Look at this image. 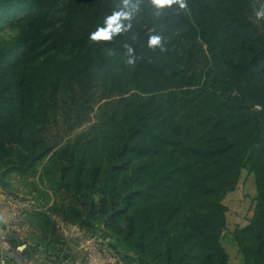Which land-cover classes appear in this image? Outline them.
Returning a JSON list of instances; mask_svg holds the SVG:
<instances>
[{
    "label": "trees",
    "instance_id": "16d2710c",
    "mask_svg": "<svg viewBox=\"0 0 264 264\" xmlns=\"http://www.w3.org/2000/svg\"><path fill=\"white\" fill-rule=\"evenodd\" d=\"M25 9L0 64L43 61L0 85V159H46L52 214L103 223L147 264H229L222 202L246 169L233 239L264 264V0H0V20ZM58 117L81 130L61 138Z\"/></svg>",
    "mask_w": 264,
    "mask_h": 264
},
{
    "label": "rangeland",
    "instance_id": "374dc122",
    "mask_svg": "<svg viewBox=\"0 0 264 264\" xmlns=\"http://www.w3.org/2000/svg\"><path fill=\"white\" fill-rule=\"evenodd\" d=\"M27 12V9L18 11L19 20H0V42H13L26 30ZM59 15V12L55 13L49 26L58 25ZM40 50L41 47L33 50L29 59L23 58L14 68L7 63L0 64V85L16 86L23 70L32 71L43 61ZM55 123L51 128L53 133L59 132L65 140L81 130L78 128L66 134L63 119L58 117ZM46 164V159L37 160L19 171L17 164L0 159V264H147L126 253L119 236L103 223L89 218L90 224L86 227L71 217L65 220L53 215L50 208L56 200L50 190V179L43 172ZM255 200L254 175L242 169L235 188L222 202L226 209L225 228L219 241L228 255L229 264H242L233 233L249 223ZM43 212L51 216L53 224L43 218Z\"/></svg>",
    "mask_w": 264,
    "mask_h": 264
},
{
    "label": "snow or ice",
    "instance_id": "6c2138e0",
    "mask_svg": "<svg viewBox=\"0 0 264 264\" xmlns=\"http://www.w3.org/2000/svg\"><path fill=\"white\" fill-rule=\"evenodd\" d=\"M158 3H163L164 0H157ZM153 43H156V41H153Z\"/></svg>",
    "mask_w": 264,
    "mask_h": 264
},
{
    "label": "clouds",
    "instance_id": "9594fccd",
    "mask_svg": "<svg viewBox=\"0 0 264 264\" xmlns=\"http://www.w3.org/2000/svg\"><path fill=\"white\" fill-rule=\"evenodd\" d=\"M183 6H184V5H183V4H181V7H183ZM153 41H156V40L154 39ZM153 41H152V42H153Z\"/></svg>",
    "mask_w": 264,
    "mask_h": 264
}]
</instances>
